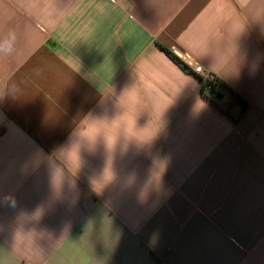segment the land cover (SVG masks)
<instances>
[{"label":"crops","instance_id":"crops-1","mask_svg":"<svg viewBox=\"0 0 264 264\" xmlns=\"http://www.w3.org/2000/svg\"><path fill=\"white\" fill-rule=\"evenodd\" d=\"M0 264H264V0H0Z\"/></svg>","mask_w":264,"mask_h":264},{"label":"built area","instance_id":"built-area-1","mask_svg":"<svg viewBox=\"0 0 264 264\" xmlns=\"http://www.w3.org/2000/svg\"><path fill=\"white\" fill-rule=\"evenodd\" d=\"M170 50L183 65L198 75L202 82V86L204 85L207 90H211L213 88V84H215L217 76L206 70L203 65L199 64L192 53L177 47Z\"/></svg>","mask_w":264,"mask_h":264},{"label":"trees","instance_id":"trees-1","mask_svg":"<svg viewBox=\"0 0 264 264\" xmlns=\"http://www.w3.org/2000/svg\"><path fill=\"white\" fill-rule=\"evenodd\" d=\"M165 51L171 55L178 63H180L185 69L189 70L185 65H183L178 58H176L170 49L165 48ZM190 71V70H189ZM221 89L230 90L236 97L243 99L238 93H236L229 85H227L223 80L217 77L215 84H213V88L211 90H207L206 87L202 86V91L208 95L212 100H214L217 96L221 95Z\"/></svg>","mask_w":264,"mask_h":264}]
</instances>
